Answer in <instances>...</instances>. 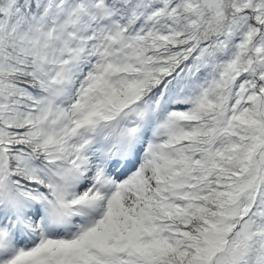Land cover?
Masks as SVG:
<instances>
[{"label": "snow or ice", "instance_id": "1", "mask_svg": "<svg viewBox=\"0 0 264 264\" xmlns=\"http://www.w3.org/2000/svg\"><path fill=\"white\" fill-rule=\"evenodd\" d=\"M0 264H264V0H0Z\"/></svg>", "mask_w": 264, "mask_h": 264}]
</instances>
